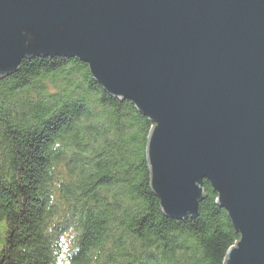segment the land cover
Wrapping results in <instances>:
<instances>
[{
    "label": "water",
    "instance_id": "95a60500",
    "mask_svg": "<svg viewBox=\"0 0 264 264\" xmlns=\"http://www.w3.org/2000/svg\"><path fill=\"white\" fill-rule=\"evenodd\" d=\"M36 55L134 101L165 214L196 217L208 179L240 233L224 264H264V0H0V78Z\"/></svg>",
    "mask_w": 264,
    "mask_h": 264
},
{
    "label": "trees",
    "instance_id": "16d2710c",
    "mask_svg": "<svg viewBox=\"0 0 264 264\" xmlns=\"http://www.w3.org/2000/svg\"><path fill=\"white\" fill-rule=\"evenodd\" d=\"M154 124L77 57H24L0 78V264H224L240 233L211 181L196 217L163 211Z\"/></svg>",
    "mask_w": 264,
    "mask_h": 264
},
{
    "label": "rangeland",
    "instance_id": "374dc122",
    "mask_svg": "<svg viewBox=\"0 0 264 264\" xmlns=\"http://www.w3.org/2000/svg\"><path fill=\"white\" fill-rule=\"evenodd\" d=\"M6 228H7V221L5 219H0V247L4 243Z\"/></svg>",
    "mask_w": 264,
    "mask_h": 264
}]
</instances>
